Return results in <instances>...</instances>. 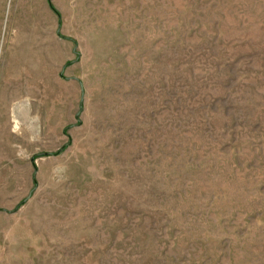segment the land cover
Masks as SVG:
<instances>
[{
    "label": "rangeland",
    "instance_id": "obj_1",
    "mask_svg": "<svg viewBox=\"0 0 264 264\" xmlns=\"http://www.w3.org/2000/svg\"><path fill=\"white\" fill-rule=\"evenodd\" d=\"M0 264H264V0H0Z\"/></svg>",
    "mask_w": 264,
    "mask_h": 264
}]
</instances>
